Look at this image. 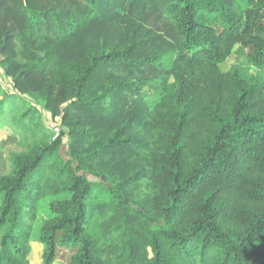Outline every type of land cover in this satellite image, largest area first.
<instances>
[{"label":"trees","instance_id":"trees-1","mask_svg":"<svg viewBox=\"0 0 264 264\" xmlns=\"http://www.w3.org/2000/svg\"><path fill=\"white\" fill-rule=\"evenodd\" d=\"M120 3L0 0V130L22 148L0 175V264H31L32 242L39 264H264V79L219 67H264V0H171L169 58L106 35ZM126 154L145 165L117 176Z\"/></svg>","mask_w":264,"mask_h":264},{"label":"rangeland","instance_id":"rangeland-1","mask_svg":"<svg viewBox=\"0 0 264 264\" xmlns=\"http://www.w3.org/2000/svg\"><path fill=\"white\" fill-rule=\"evenodd\" d=\"M123 5H119L118 10L112 9L105 17L99 27L106 32V35L113 42H121L125 44L129 42V37L132 32L135 37L145 36L149 38V45H145V49H138L134 55L137 57L145 54L150 55L155 51L166 52L168 58L173 55V50L178 44V39L174 36L172 26L168 19L164 16L165 6L171 0H121ZM132 4L129 6L128 4ZM249 54V49L247 50ZM165 57V58H166ZM222 71H237L243 78H252L254 81L264 79V67H255L249 58H241L236 54H232L225 61L219 64ZM152 72V71H151ZM151 72L149 75H151ZM0 83L9 92L12 93L11 83L5 81L0 74ZM253 109L255 111L264 110V100L259 95L254 94L251 97ZM43 124L47 128L57 130L56 123L51 120L48 114H43ZM66 138L63 141L62 151L66 149ZM18 141L15 135L8 129L0 130V175L7 172L9 163V153L20 151L22 148L17 144ZM145 165V162L133 154H126L120 159L118 166L114 170L117 176L125 170L138 169ZM49 199L45 198L38 204L36 211V220L34 225L33 236L42 227L45 220L51 214L49 211ZM2 194H0V203ZM31 264H39L42 253L41 246L36 243H31ZM69 259V253L63 249H58L56 259L53 264H66Z\"/></svg>","mask_w":264,"mask_h":264}]
</instances>
